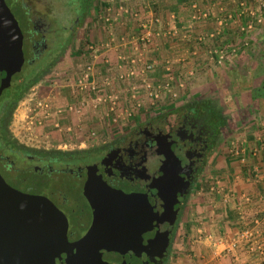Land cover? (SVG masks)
<instances>
[{
	"label": "flooded vegetation",
	"instance_id": "obj_1",
	"mask_svg": "<svg viewBox=\"0 0 264 264\" xmlns=\"http://www.w3.org/2000/svg\"><path fill=\"white\" fill-rule=\"evenodd\" d=\"M2 1L21 32L23 63L0 93V175L13 189L47 198L65 218L70 243L92 229L88 244L110 264H169L224 139L225 116L208 102L182 101L78 149L29 147L10 128L18 90L59 55L88 0H76L63 37L36 0Z\"/></svg>",
	"mask_w": 264,
	"mask_h": 264
},
{
	"label": "rangeland",
	"instance_id": "obj_2",
	"mask_svg": "<svg viewBox=\"0 0 264 264\" xmlns=\"http://www.w3.org/2000/svg\"><path fill=\"white\" fill-rule=\"evenodd\" d=\"M88 1L82 21L69 35L71 39L68 37L69 41L59 55L50 60L46 66L49 67L47 71L13 108L10 128L18 139L29 147L71 150L78 149V144H84L89 140L90 136L85 127L80 132L82 134L80 139L75 137L67 139L65 134L38 124L36 122L38 115L35 114L40 111L38 103L43 104L47 99L57 103V94L62 102L61 95L65 93L62 85L65 79L71 78L84 61L82 53L90 39L99 37L100 31L102 34L104 32V28L99 26L103 22L100 18L103 8L108 4H116L118 0ZM172 1L175 2V0ZM178 1L184 4L182 8H176L182 16L180 25L176 16L174 18L165 16L166 22L173 25V28L176 27L174 35L166 34L163 38H157L155 43V48L158 50L161 44L164 46L166 43L171 44V47L167 49L168 53H164L160 48L162 49L159 50L161 60L168 56L160 62L164 70H157L155 75L159 79H164L167 72L165 67H169L170 72L176 76L171 83L176 96H171L167 92L161 93L155 107L146 104L129 122L116 126L95 125L94 129L97 134H103L106 128L108 132L116 133L136 119L146 117L156 110H165L178 102H208L213 110H218L226 119L224 139L208 168L216 171L220 160L224 161L226 155L234 157L236 144L241 145L243 138L259 131V124L264 123V0ZM44 3L47 5V10L43 7ZM137 3V0H130L128 4L136 8ZM35 4L41 12L51 13L49 15L53 20V29L61 33L63 37L61 24L66 27L70 25V19L75 15L74 9L78 7L76 0H36ZM149 6L153 10L156 4L150 1ZM134 23L137 22L132 20V26ZM121 30L120 27H115L113 32L118 35L127 29L123 28L122 32ZM157 52L156 50L155 53ZM175 62L179 63L178 69H176L177 66H173ZM149 74L152 75L153 72ZM178 76L183 86L178 85L179 81H176ZM226 158L230 159L228 156ZM207 189L205 177L199 185V194L195 195V200L190 202L189 207H193L194 216L190 214L192 212H188L185 219L186 234L178 252L169 264L187 263L182 259L188 254L185 250L187 232L190 223L198 224L197 228L201 226L198 223L202 221L201 218L196 217L201 214L198 210L202 207V199L206 198L202 193L207 192ZM193 217L197 219L196 223L190 222Z\"/></svg>",
	"mask_w": 264,
	"mask_h": 264
},
{
	"label": "built area",
	"instance_id": "obj_3",
	"mask_svg": "<svg viewBox=\"0 0 264 264\" xmlns=\"http://www.w3.org/2000/svg\"><path fill=\"white\" fill-rule=\"evenodd\" d=\"M137 1L136 8L128 4L130 0H118L116 4H108L103 8L100 18L103 21L105 36L87 43L82 53L84 61L62 85L65 90L61 95L62 102L57 94V103L49 99L43 104L38 103L40 111L35 113L38 115V124L65 134L67 139H80L83 127L86 128L88 136L94 137L97 134L95 125H122L133 119L146 104L155 107L161 93L167 92L176 96L171 84L176 76L170 72L169 67H165L167 72L164 79H151L148 76L149 72L155 70L156 63L148 53L155 51L156 39L160 38V32L143 18L145 5L154 0ZM126 19L139 23V31L125 23L127 30L122 36L126 37H122L117 43L113 30ZM153 20L154 23L158 22L156 17ZM173 27L171 25L167 29L168 35H174L176 27ZM110 50L115 53L113 62L107 55ZM148 57L152 60L149 61ZM176 81H179V86H183L179 76ZM107 132L108 128L103 134ZM234 154L238 156L239 150L235 149ZM213 180L215 181L209 187L210 191L217 189L222 182L217 178ZM229 195L230 190L224 193L225 202L228 201ZM238 199L240 203L237 210L242 216V205L253 197L242 193ZM257 199L264 202V192ZM251 223V226L247 223L238 229L231 237L221 236L215 240L217 254L234 255L238 249L246 248L249 253L264 260V231H261L264 228V212L254 216Z\"/></svg>",
	"mask_w": 264,
	"mask_h": 264
},
{
	"label": "crops",
	"instance_id": "obj_4",
	"mask_svg": "<svg viewBox=\"0 0 264 264\" xmlns=\"http://www.w3.org/2000/svg\"><path fill=\"white\" fill-rule=\"evenodd\" d=\"M179 2L180 1L178 0H175V2L172 0H154L152 3L156 4L154 7L155 10H152L149 4L145 5L146 9L143 10L144 21L150 22V24L153 25V28L160 32V38L166 36L168 33L167 29L171 26L169 25V22H166L167 18L164 19L165 16L168 18L176 16V20L180 25L182 16L180 15V11H177L176 8H182L184 4L182 2L180 4ZM191 10L192 7L189 11L191 12ZM155 17L158 18L157 23H154L153 19ZM131 21L132 20L128 19L124 20L121 25L116 27H120L122 30L123 28L127 29L126 24L129 23L128 25H132ZM99 26L102 27V23L101 25L99 24ZM132 28L138 32L139 23H134ZM123 33L124 32L121 34L119 33L118 35L113 33L117 43L120 42L122 37H126V35L122 36ZM100 34L99 37L97 36L93 40H100L105 36L104 32L102 34L100 31ZM165 45L166 46H164V44L159 45V50L163 49L162 51L164 53H166L167 49L171 47V44L169 43H166ZM112 50L108 51L107 55L113 62L115 61V53ZM156 50L158 51L157 53H155ZM159 50L155 48V51L148 53V55L152 56L156 61L153 74H149L153 79H158L157 75H155L157 70H164L161 67L162 63L160 62L168 56L167 55L161 60ZM174 57L176 58L177 55ZM147 59L149 61L152 60L151 57H148ZM178 64L179 63L175 62V65L173 66L176 67ZM178 68L179 67L177 66L176 69ZM259 126V131H255L252 135L243 138L241 140V145L236 144V148L239 150L238 156L234 155L233 157L232 155H226L230 157V159L225 156L224 161L220 160L216 171L212 169L206 170L205 177L208 189L207 192L204 191L202 193L206 198L202 199V207L198 210L201 214L196 217L201 218L202 221H198L201 226L197 228L198 224L190 223L185 248V250L188 251V254L186 255V258L182 257V259L187 261L186 264H261L262 259L249 253L246 248L238 249L234 255H226L225 253L217 254L214 245V241L219 237H231L233 233L237 232L238 229L243 228L247 223H249L248 226H251L254 216L260 215L264 212V202H260L257 199L258 196L264 192V123H260ZM208 173L214 175L210 174L206 176ZM220 177L222 179H220ZM214 178L220 179L222 182L217 189L210 191L209 187L215 181L213 180ZM229 190V199L225 202L223 195L224 193H228ZM242 193L251 195L253 199L249 202H244L242 205L243 215L241 216V213L237 210V205L240 203L238 197H240ZM192 208V206L189 207V211L192 212L190 214L194 216V210H192ZM190 222L196 223L197 219L193 217ZM261 231H264V228Z\"/></svg>",
	"mask_w": 264,
	"mask_h": 264
},
{
	"label": "water",
	"instance_id": "obj_5",
	"mask_svg": "<svg viewBox=\"0 0 264 264\" xmlns=\"http://www.w3.org/2000/svg\"><path fill=\"white\" fill-rule=\"evenodd\" d=\"M21 44L17 23L0 0V93L20 71ZM93 232L70 243L65 218L47 198L13 189L0 175V264H110L88 244Z\"/></svg>",
	"mask_w": 264,
	"mask_h": 264
},
{
	"label": "trees",
	"instance_id": "obj_6",
	"mask_svg": "<svg viewBox=\"0 0 264 264\" xmlns=\"http://www.w3.org/2000/svg\"><path fill=\"white\" fill-rule=\"evenodd\" d=\"M84 1V0H83ZM88 4H89V1H88ZM86 6V5H84ZM88 6V5H87ZM87 6L85 7L84 10H86ZM49 67H46L44 70H41L39 71L38 73L34 74L33 75V79L26 83L23 87L19 88L18 90V94H17V97H16V103L21 99L23 98V96L26 94V92L29 90V88L34 85L40 78V76L44 73L45 70H47ZM217 113H218V110H217ZM264 146V144H263ZM261 264H264V260H262Z\"/></svg>",
	"mask_w": 264,
	"mask_h": 264
}]
</instances>
